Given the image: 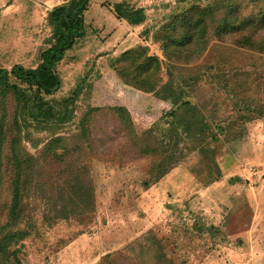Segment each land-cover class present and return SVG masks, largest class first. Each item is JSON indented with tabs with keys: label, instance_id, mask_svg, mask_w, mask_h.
<instances>
[{
	"label": "rangeland",
	"instance_id": "1",
	"mask_svg": "<svg viewBox=\"0 0 264 264\" xmlns=\"http://www.w3.org/2000/svg\"><path fill=\"white\" fill-rule=\"evenodd\" d=\"M63 1L0 0V67L35 66L40 51L51 42L47 12ZM117 1L121 0H90L86 33L57 65L59 88L44 95L56 103L79 86L72 116L42 129L33 122L28 125V117L18 114L11 145L18 155L35 153L49 137L77 132L91 108L121 105L135 131L143 134L151 129L176 162L158 181L143 186L148 157L123 165L91 157L94 210L38 223L29 235L28 227H21L23 236L7 244L8 255L0 264H99L105 252L135 248L137 240L145 248L154 237L162 239L169 256L188 264H264V114L260 113L264 112V53L241 42L210 39L197 61L170 63L153 40L154 31L191 4L204 6L212 0H124L144 9L145 19L135 29L115 16L112 4ZM244 9L236 15L247 19L257 6L248 3ZM136 44L159 59L163 81L168 76L165 70L183 78L184 98L212 124L200 145L191 148L188 139L165 130L162 114L170 109L168 101L117 76L113 59ZM3 103L0 97V110ZM9 103L11 110L6 104L5 112L13 114V102ZM3 146L5 141L0 144V158L7 152ZM41 164L45 177L60 178L57 161L42 158ZM5 167L6 163L0 166V235L9 228ZM193 223L204 227L197 231Z\"/></svg>",
	"mask_w": 264,
	"mask_h": 264
},
{
	"label": "trees",
	"instance_id": "2",
	"mask_svg": "<svg viewBox=\"0 0 264 264\" xmlns=\"http://www.w3.org/2000/svg\"><path fill=\"white\" fill-rule=\"evenodd\" d=\"M90 0H65L53 5L47 12L50 27V44L39 53V61L32 68L14 64L10 69L0 67V97L4 103L0 110V144L6 142L0 166L6 163L9 195L5 204V218L9 228L0 235V260L6 258L8 243L35 231L38 223H54L93 211L95 207L94 185L90 175L89 159L101 158L123 165L141 157L150 159L145 171L143 186L158 181L176 158L171 150L162 148L151 129L138 134L124 106L94 107L79 122L78 131L49 137L36 150L25 156L11 142L14 139L17 115L28 117V125L48 129L66 122L73 113L80 87L68 96L52 103L44 95H50L60 86L57 65L78 39L84 37L85 11ZM248 3H255L257 11H250L240 18L236 13L245 10ZM116 17L130 25H138L145 19L144 9L124 0L114 2ZM241 20V21H240ZM241 29L240 32H236ZM210 39L234 44L240 42L264 53V0H212L207 5L191 4L175 13L153 33L164 59L170 63H191L203 54ZM233 39V40H232ZM112 67L119 79L131 87L151 92L170 103V109L162 114L166 129L173 136L188 139L191 148L203 143L211 123L206 120L195 103L184 98L186 85L165 70V81L160 76L161 62L149 54L140 44L124 49L113 59ZM15 112H5L6 104ZM93 113V114H92ZM264 114V112H260ZM2 129L4 132L2 133ZM42 158L58 162L60 178L43 175ZM28 196V205L25 197ZM28 210V213L27 211ZM193 227L201 231L203 225ZM211 232L210 227L205 228ZM144 248L138 240L136 247L115 249L103 253L99 264H188L176 261L164 249L161 238L154 237Z\"/></svg>",
	"mask_w": 264,
	"mask_h": 264
},
{
	"label": "crops",
	"instance_id": "3",
	"mask_svg": "<svg viewBox=\"0 0 264 264\" xmlns=\"http://www.w3.org/2000/svg\"><path fill=\"white\" fill-rule=\"evenodd\" d=\"M123 20V19H122ZM124 23L127 25V26H130L131 29H135V26H138V25H130L128 24L125 20H123ZM132 35V31L129 32V34L127 35L128 37H130Z\"/></svg>",
	"mask_w": 264,
	"mask_h": 264
}]
</instances>
